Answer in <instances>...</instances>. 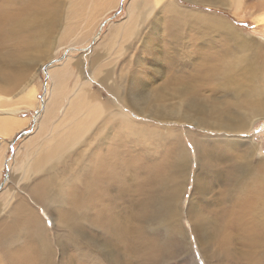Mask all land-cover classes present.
<instances>
[{"label":"bare ground","instance_id":"6f19581e","mask_svg":"<svg viewBox=\"0 0 264 264\" xmlns=\"http://www.w3.org/2000/svg\"><path fill=\"white\" fill-rule=\"evenodd\" d=\"M118 1L106 0L101 8L106 11ZM191 1L217 5L220 0ZM63 2L72 0H0L2 87L6 83L13 85L20 70L21 53L33 52V56L46 43L60 20ZM150 2L149 14L139 23L135 39H142L140 49L150 61L154 60L149 67L153 72H176L166 75L162 85L151 86L156 81L155 74L147 76L148 82L141 85V74L149 64L131 54V67H122L119 85L112 82L108 86L121 101L155 122L134 120L118 107H108L110 104L100 101L99 96L90 99L81 89L71 104L74 116L68 129L54 144V139L48 138L49 148H41L30 165L20 166L22 173L39 172L35 181L40 188L34 190L35 196L47 210L62 214L56 215L50 231L38 209L28 199H18L12 210L28 219L27 227L18 232L24 231L35 241L46 263H52L58 252L53 244L56 240L61 253L74 248L70 260L76 264H166L173 255L193 259L187 220L198 244L204 251L208 249L204 252L207 257L225 264H264V156L255 138L236 137L264 119V40L239 31L217 14L185 7L175 0ZM231 2L239 11L242 0ZM137 7V1H131L128 18L120 24L131 27L129 34L134 31ZM96 15L93 11L88 20L93 25L86 26L89 29L83 39L103 20L104 13ZM190 36L193 40H188ZM180 58H184L183 62L176 63ZM71 59L68 57L60 67L52 64V76H66ZM3 69L9 70L4 77ZM22 77L24 73L20 74ZM36 92L37 89L21 96L20 104L35 106ZM83 108L87 115H83ZM5 111L7 115L0 116V134L11 136L26 121L15 118L20 107ZM103 113L109 121L100 122L99 131L103 132L108 123L113 127L104 135L93 129ZM156 120L177 125L161 127ZM181 123H194L206 133L189 128L183 132L178 126ZM211 130L218 131L216 136L207 133ZM123 132L143 147L138 155L130 153L128 148L136 152V147L125 145ZM142 132L145 137L140 136ZM186 138L194 142L198 163L192 191L198 190V196L193 194L190 198L187 219L180 208L192 167ZM79 140L83 141L84 173L66 176L63 169L70 164H57L64 158L62 146H72ZM154 140L168 141L171 146L170 154L160 161L145 152ZM4 153L2 148L0 169ZM161 229L168 235L163 247L156 239V232ZM10 234L6 221L0 220V240ZM10 239L0 242V264L4 260L6 264H34L27 262L26 245H17L20 238Z\"/></svg>","mask_w":264,"mask_h":264},{"label":"rangeland","instance_id":"374dc122","mask_svg":"<svg viewBox=\"0 0 264 264\" xmlns=\"http://www.w3.org/2000/svg\"><path fill=\"white\" fill-rule=\"evenodd\" d=\"M131 1L133 2V0H119L116 6L106 11L102 9L104 7L103 5L106 4V0H72L71 3L67 4L63 2L59 12L60 20L51 31L46 43L38 47L34 51L35 54L33 56V52L27 55L21 53L22 58L18 62L20 70L18 71V75H15L12 86L3 82L7 85L6 87H2V83H0V103L3 105L0 108V116L7 115L8 111H5L6 109L10 110L20 107L21 111L15 118L26 121L24 125L15 129L11 136L0 134V150L2 148L5 149L4 160L0 169V220L6 221L8 229L11 231V234L1 239L0 242H8L9 238H11L10 241L20 238L17 245L21 242L26 245L24 254L26 255L28 263L76 264V261L70 260V254L75 251L74 248L68 250L69 252L67 253H61L54 237L55 241H53V244L58 252H56L55 258L52 259V263H46L41 259L35 241L27 236L24 231L18 232L25 229L28 225V219L24 215L19 213L15 214L12 210V205L18 199H28V201L38 209L40 217L43 219L44 226L48 227L50 231L53 229L56 215L60 216L62 214L60 211L54 210V212L56 211L55 215L53 212L47 210L41 200L35 196L34 190H39L40 188L38 181H35L39 172L32 173L25 171L22 173V168H20V166L27 167L30 165L41 148H49V143L46 142L48 138H53L54 144L61 137V134L68 129L69 121L74 116L71 104L76 95L81 93V89L89 94L90 99L95 100V98L99 96L98 99L100 101L107 103V106L110 104L108 107H118L134 120L155 122V119L149 116L147 117V115H142L135 110V108H132L130 104L121 101L109 88L112 82L116 86L119 85V75L122 72V67H126L127 69L131 67L128 64L131 54H134V57L139 55L142 59H145L144 62H148L146 64H149L147 65V69L144 68L146 70L145 73L141 72L142 78L139 81L141 85L148 82L147 76L152 74H155L154 78L156 81L153 82L151 86L162 85V81L166 78V75L176 72L172 71L162 74L153 72V68L149 67L151 66L150 64L154 63V60L150 61L149 55H144L140 49V47H143L144 43L142 39L140 41H136L135 39L136 36L134 35L138 29L139 23L149 14L147 11H150L149 9L152 6L151 0H136L138 7L133 18L134 33L132 32L129 34V30L131 29L129 25L120 27V24L126 22L128 18L129 4ZM175 1L188 8L220 15L233 23L239 31L241 30L249 34V36L264 40V20H259V18L264 17V0H242V6H240L241 9L239 7V11L235 9L236 5L232 3L233 1L231 2V0L216 1L218 6L191 0ZM121 4L122 9L115 15L120 9ZM134 8L133 6L132 9ZM93 11L97 14L96 16L104 13L101 18L103 20L99 21L91 35L83 39V37L87 35V30L89 29L86 28V26L91 27L93 25H89L90 21L88 22ZM147 21L146 19L145 24ZM144 30L146 32L147 28H144ZM141 34L142 30L139 35ZM188 40H193V37L190 36ZM132 41L134 44H131ZM136 44L138 46H136ZM187 45H190V43L187 42ZM156 48H160V46ZM96 56L99 57L97 59L99 62L94 61ZM68 57L72 58L67 69L69 70L68 74L65 76L58 73L52 76L51 68L53 69V67H51V65H58L56 67H60ZM126 59L128 60L126 61ZM201 59L202 58H200V60ZM183 60L184 58H180L176 63H182ZM191 67L192 66L188 67L189 71ZM110 71H112L110 76L106 75V73ZM8 72L9 70L5 71L3 69V77ZM21 73H24V77L20 79ZM103 78H107L105 82L102 80ZM89 82L90 85L88 84ZM36 89L37 103L35 106L28 105L26 102L20 104L21 96L26 93H34ZM130 90L131 88L129 91ZM46 104L48 105L47 108L45 106ZM82 113L83 115H87L86 108L82 109ZM102 115L103 116H100L96 121L93 129H96L100 134L102 133V135L106 132L109 134L110 129H113L109 123L108 126L104 127L105 130L103 129V132H100L98 129L100 122L104 120L109 121V118H107L109 116L106 113ZM156 123L160 124L161 127L164 125H177L174 122L169 123L161 120H156ZM115 124H118L120 128L119 123ZM178 126L182 128L183 132L187 128L197 131L200 130V132L202 130L194 123H181ZM123 133L126 138L125 145L127 147H129V145H134L136 147V152L128 148L130 153L133 156L138 155L137 151L143 150V147L139 146V142L136 144L133 138L127 135V133ZM202 133H206V131L202 130ZM207 133L216 136L218 131L211 130V132L208 131ZM145 135V132H142L140 136L145 137ZM236 137L240 139L255 138L256 142L259 144V151L264 156V119L257 120L251 129L238 133ZM188 138H190V136H188ZM188 138H186V145L190 151L189 159L192 162V167L188 179V188L183 197V202L181 201L182 203L180 205L186 219L188 218L187 208L190 198L193 194L198 196V190H196L195 193L192 192L195 181L194 174L198 164L196 147L194 142ZM142 140L144 145L145 140L143 138ZM62 147H64V151L62 152L64 158L57 162V164L59 165L63 161L70 164V167L63 169V173L66 176L72 173L83 174L84 170H81L83 141H76L72 146L67 143ZM170 149L171 146L168 141L154 140L146 147L147 151L145 152H147L148 155L156 157L157 161H160L165 155L170 154ZM78 186L82 188L80 183H78ZM185 223L190 233L193 259L185 258L183 255H173L166 264H225L219 263L215 257L209 258L206 256L204 252L208 249L206 248L204 251L201 245L198 244V237H196L193 232L192 224L187 220ZM56 228L61 230L60 226H56ZM156 239L158 240L159 246L163 247L168 240V235L165 230H158L156 232ZM5 262L4 260V264H6Z\"/></svg>","mask_w":264,"mask_h":264},{"label":"water","instance_id":"95a60500","mask_svg":"<svg viewBox=\"0 0 264 264\" xmlns=\"http://www.w3.org/2000/svg\"><path fill=\"white\" fill-rule=\"evenodd\" d=\"M121 9H122V4H121L120 9L115 13V15L118 14V12H120ZM111 18H112V17H111ZM103 24H104V23H103Z\"/></svg>","mask_w":264,"mask_h":264},{"label":"snow or ice","instance_id":"6c2138e0","mask_svg":"<svg viewBox=\"0 0 264 264\" xmlns=\"http://www.w3.org/2000/svg\"><path fill=\"white\" fill-rule=\"evenodd\" d=\"M51 223V222H50Z\"/></svg>","mask_w":264,"mask_h":264}]
</instances>
